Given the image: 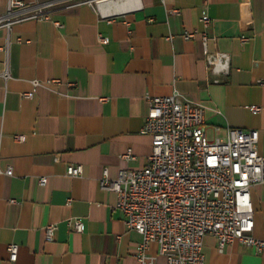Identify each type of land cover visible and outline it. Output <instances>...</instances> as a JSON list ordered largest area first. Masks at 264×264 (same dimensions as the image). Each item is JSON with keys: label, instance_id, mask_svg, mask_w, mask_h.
<instances>
[{"label": "crops", "instance_id": "0c3cea01", "mask_svg": "<svg viewBox=\"0 0 264 264\" xmlns=\"http://www.w3.org/2000/svg\"><path fill=\"white\" fill-rule=\"evenodd\" d=\"M24 1L54 7L48 19L0 26V264H165L156 242L147 249L151 263L135 257L142 237L100 178L146 165L147 97L174 91L204 106L208 137L256 129L264 155V0ZM6 7L0 0V14ZM202 32L209 51L229 54L227 72L207 67ZM128 149L133 158L121 156ZM69 164L81 173L68 175ZM250 197L253 235L264 238V182L250 187ZM69 217H80L83 231L71 230ZM48 223L57 225L50 240ZM9 243L18 244L15 261ZM203 252L205 264H264V247L235 240L220 251L212 234Z\"/></svg>", "mask_w": 264, "mask_h": 264}, {"label": "built area", "instance_id": "2783aa9c", "mask_svg": "<svg viewBox=\"0 0 264 264\" xmlns=\"http://www.w3.org/2000/svg\"><path fill=\"white\" fill-rule=\"evenodd\" d=\"M53 7L50 1L38 4L7 0L0 26L10 29L25 19H48ZM200 20L205 27L208 25L206 11ZM195 34V30H186L184 37L192 39ZM101 39L107 41L105 37ZM209 39L205 32L201 33L207 67L217 73L227 72L229 54L209 51ZM240 39L248 37L241 35ZM147 98L149 109L142 132L151 135L152 151L146 165L120 169L113 179L104 170L99 181L102 189L115 192V206L124 215L128 229L142 237L135 257L142 263H151L153 257L147 249L156 242L165 264H205L206 234L216 238L220 251L235 240L260 251L264 238L253 235L250 197V187L264 182V155L257 150L258 130L227 127L224 137L210 138L205 130L203 105L183 98L177 91ZM250 110L259 112L261 106L251 105ZM23 137L15 135L19 140ZM121 156L133 158L130 149ZM81 171V165L69 164L66 169L68 175H79ZM4 172L12 174L10 167ZM46 181L45 176L39 178L42 185ZM66 224L73 231H83L80 217H69ZM56 228V223L45 225V238L52 239ZM7 250L8 259L15 261L18 244H7Z\"/></svg>", "mask_w": 264, "mask_h": 264}, {"label": "bare ground", "instance_id": "6f19581e", "mask_svg": "<svg viewBox=\"0 0 264 264\" xmlns=\"http://www.w3.org/2000/svg\"><path fill=\"white\" fill-rule=\"evenodd\" d=\"M134 1L135 0H122V2H118L119 4L118 5H120V7H124V5L125 6H131V5H133V3H134Z\"/></svg>", "mask_w": 264, "mask_h": 264}]
</instances>
